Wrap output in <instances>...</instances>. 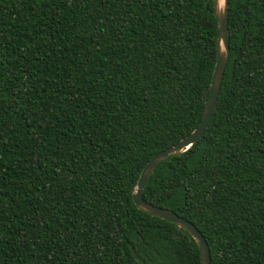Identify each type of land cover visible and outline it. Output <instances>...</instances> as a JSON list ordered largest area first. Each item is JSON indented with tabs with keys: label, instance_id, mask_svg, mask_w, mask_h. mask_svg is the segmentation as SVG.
I'll return each instance as SVG.
<instances>
[{
	"label": "trees",
	"instance_id": "1",
	"mask_svg": "<svg viewBox=\"0 0 264 264\" xmlns=\"http://www.w3.org/2000/svg\"><path fill=\"white\" fill-rule=\"evenodd\" d=\"M217 37L213 0H0V264H201L132 192L199 125ZM228 46L207 129L142 197L211 264H264V0H228Z\"/></svg>",
	"mask_w": 264,
	"mask_h": 264
},
{
	"label": "water",
	"instance_id": "2",
	"mask_svg": "<svg viewBox=\"0 0 264 264\" xmlns=\"http://www.w3.org/2000/svg\"><path fill=\"white\" fill-rule=\"evenodd\" d=\"M218 7L219 0H213V14L216 18L218 27L217 56L202 119L199 125L190 134L178 141L173 146L158 152L154 157H152V159L140 172L135 188L132 192L133 203L139 211L151 217L166 220L175 224L187 232L195 240L199 250L201 264L211 263L208 245L199 230L191 222L178 216L172 211L146 202L143 199L142 194L146 186L149 184L151 176L158 164L165 159L178 156L195 144L204 134L212 118L220 92L226 63L229 57L228 0H223L222 8Z\"/></svg>",
	"mask_w": 264,
	"mask_h": 264
},
{
	"label": "bare ground",
	"instance_id": "3",
	"mask_svg": "<svg viewBox=\"0 0 264 264\" xmlns=\"http://www.w3.org/2000/svg\"><path fill=\"white\" fill-rule=\"evenodd\" d=\"M222 6H223V0H219V7L222 8ZM219 7H218V8H219Z\"/></svg>",
	"mask_w": 264,
	"mask_h": 264
}]
</instances>
